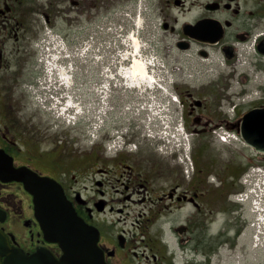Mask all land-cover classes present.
Returning a JSON list of instances; mask_svg holds the SVG:
<instances>
[{"label": "flooded vegetation", "instance_id": "af4514ba", "mask_svg": "<svg viewBox=\"0 0 264 264\" xmlns=\"http://www.w3.org/2000/svg\"><path fill=\"white\" fill-rule=\"evenodd\" d=\"M111 1L0 0V264H60L66 240L105 264H264V231L234 198L264 156L214 152L217 131L239 134L264 109V0H149L154 98L177 96L188 155L125 120L152 96L125 78L131 52L103 22ZM58 47L68 86L46 68ZM173 52L222 60L227 76L194 84ZM254 77L261 96L247 102L235 85Z\"/></svg>", "mask_w": 264, "mask_h": 264}, {"label": "rangeland", "instance_id": "374dc122", "mask_svg": "<svg viewBox=\"0 0 264 264\" xmlns=\"http://www.w3.org/2000/svg\"><path fill=\"white\" fill-rule=\"evenodd\" d=\"M131 2H132V0H112L111 4L108 6V13L109 14L103 18V22L108 23L109 26H114V27L120 28L123 25V28H125L123 31H124V34L126 35V38H124V48L123 49L129 50L130 52H131L130 44L132 43V40L130 37L129 38L127 37V33H128L127 31L129 29V27H127V23L125 22V19L123 16H124V14H130L131 16H134V14L136 13L137 5L134 3H131ZM140 8L142 9V11H144L143 16H146L148 13V8H149L148 2H143L141 4ZM145 22H146V20H145ZM140 25H141V28H143L144 24H142V21H140ZM148 30L151 33V36H148V39L145 37H142V36L139 38V40H142L140 42H141V45L143 47H144V44L142 42H144L148 46H150V44L152 43V28L148 27ZM156 33L159 34L157 32V30H156ZM135 36L138 38L137 34H135ZM135 36H133V37H135ZM143 50H144V48H143ZM143 50H142V52H143ZM151 50H152V48H151ZM151 54H152V52L149 54V56H151ZM142 57L146 58L148 60L150 59V57H147L144 55H142ZM172 57L179 61V63H177L175 65L176 67L182 66V68L184 70L187 68L188 74L190 75L189 79L194 84L198 85V84H200L204 81H208V80H211L212 82H216L218 77L223 78L222 77V72H223V70H222L223 69V66H222L223 61L222 60L216 61L213 59L212 61H209V60L200 61V60H197L195 57L184 59V58H181V57H183V55H178L174 52L172 53ZM178 58H181V59H178ZM160 65H162V64L158 61V65H157L156 69H158L160 67ZM253 79L251 81V85L255 84V86H257V84H258L257 80L256 79L253 80ZM131 83H133V82H131ZM134 83H136V82H134ZM257 97H259V96H257ZM154 107H158V108L163 109V107H159V105H154ZM126 117H127V115H126ZM125 120L127 121L129 119L125 118ZM214 152H216L217 154H226V155H229L232 153H234L236 155H240V154H243L246 152H247V154H250V152L245 147H243V145L240 142H236L234 144L229 145V144L222 143L220 140H218L216 142V148L214 149ZM252 159H253L254 165H257V164H255L256 158L254 156H252ZM87 185H89V183L86 181H83V182H81L79 189H82ZM251 218L253 219V216H251L250 219Z\"/></svg>", "mask_w": 264, "mask_h": 264}, {"label": "water", "instance_id": "95a60500", "mask_svg": "<svg viewBox=\"0 0 264 264\" xmlns=\"http://www.w3.org/2000/svg\"><path fill=\"white\" fill-rule=\"evenodd\" d=\"M240 133L245 144L256 152L264 154V109H255L249 112L241 125ZM65 255L60 264H105L98 250L90 254L86 249L73 247L72 241L66 240L62 244Z\"/></svg>", "mask_w": 264, "mask_h": 264}, {"label": "bare ground", "instance_id": "6f19581e", "mask_svg": "<svg viewBox=\"0 0 264 264\" xmlns=\"http://www.w3.org/2000/svg\"><path fill=\"white\" fill-rule=\"evenodd\" d=\"M132 40L131 46V53H129V58H126L128 62L131 63L130 68L124 70L125 78L133 79L136 82V86L147 84L148 86H152L155 81L153 77V70L154 67L151 65L150 59H146L142 57V50L143 46L141 45L140 40L135 37H130ZM122 73V74H123ZM130 76V77H129ZM132 77V78H131Z\"/></svg>", "mask_w": 264, "mask_h": 264}]
</instances>
